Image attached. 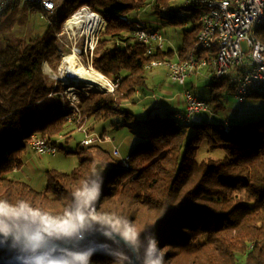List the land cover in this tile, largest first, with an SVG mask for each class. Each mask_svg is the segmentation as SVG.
<instances>
[{
  "label": "trees",
  "instance_id": "1",
  "mask_svg": "<svg viewBox=\"0 0 264 264\" xmlns=\"http://www.w3.org/2000/svg\"><path fill=\"white\" fill-rule=\"evenodd\" d=\"M149 4L158 13L171 9L170 0H71L57 26L48 25L34 37L0 48V217L62 236L115 230L133 241L139 264H240L241 255L242 264H264V118L228 125L197 116L193 125L185 126L170 116L172 111L163 116L150 107L141 118L125 107L147 91L151 61L185 59L192 50L206 54L196 45L201 29L197 15L206 7L196 2L181 6L191 14L193 25L181 30L177 51L167 48L148 54L133 34L130 14ZM83 6L106 20L93 51V66L105 75H120L121 80L115 92L80 91L77 105L82 118L85 122L115 118L118 129L126 125L131 132L141 127L149 131L126 154L128 167L107 144L80 143L71 151L79 155L77 166L70 172L48 169L45 189L37 190L13 174L25 166L34 135L54 140L69 126L80 125L68 108L62 82L52 80L45 65L58 68L56 32ZM35 11L19 4L8 9L0 17V34L25 25ZM176 18L167 20L183 23ZM259 34L264 40V30ZM210 85L208 101L216 102L211 109L217 113L224 106L225 91H235L236 86L228 77L213 79ZM204 143L207 154L199 158ZM97 158L111 164L98 178ZM0 249V264H134L132 248L108 234L56 250L17 246L0 238ZM38 252L60 256L39 257ZM78 256L86 260H77Z\"/></svg>",
  "mask_w": 264,
  "mask_h": 264
},
{
  "label": "built area",
  "instance_id": "2",
  "mask_svg": "<svg viewBox=\"0 0 264 264\" xmlns=\"http://www.w3.org/2000/svg\"><path fill=\"white\" fill-rule=\"evenodd\" d=\"M71 0H0V17L16 4L28 5L37 8L46 20L49 26H57L60 18L63 17L70 7ZM154 2V1H153ZM202 3L206 9L201 12L199 22L201 29L197 35L196 45L199 49L206 52L205 55L199 56L196 51L192 50L185 59H155L148 65L149 69L155 66H168L171 78L180 83L186 84L189 77L194 74L205 71L207 78L220 79L228 77L235 84V95L238 101L245 98L264 93V40L260 37V31L264 30V0H186V4ZM152 4V3H151ZM150 5V4H149ZM84 7H88L92 12L100 15L101 19L95 21L91 28L86 32L92 34L90 48L87 46L86 52L91 57L98 42L101 31L106 26V20L101 13L90 6H83L61 25L59 34L63 30L75 31L68 26L69 20L77 13L81 12ZM87 13V12H86ZM85 13V14H86ZM134 36L146 46V52L153 54L157 50H166L167 44L171 39L160 29L150 28L141 22H137L133 31ZM59 38V35L57 33ZM60 49V48H59ZM90 49V51H88ZM71 52L78 55L83 54L82 49L73 48ZM70 52L62 53L63 63L65 57ZM80 59V57H79ZM60 73L52 71L49 74L56 83L65 80ZM64 78V79H63ZM105 81L96 85L94 90L115 92L118 87L121 76H108L103 73ZM84 89V88H83ZM85 90V89H84ZM89 90V89H86ZM93 90V89H92ZM154 97L156 94L153 95ZM186 99L185 109L183 111H173L170 116L180 121L185 126L193 125L196 117L203 112H212L208 100L198 97L193 91L184 92ZM68 108L74 116L82 118L77 103L70 104ZM84 125V124H83ZM80 130L86 131L81 126ZM111 139L105 133L88 134L81 141L82 146H88L95 142L110 141ZM34 153L39 156L56 154L59 146L55 140L47 137L34 135L31 141ZM113 154L122 159L125 166H129L128 155L122 157L119 146L115 145L112 149ZM83 214L79 215V221H82ZM0 230L15 231L35 234L50 239H56L62 242H68L75 239L78 235L72 237L54 235L44 228L24 223L19 220H13L0 217ZM81 235L83 232L80 233ZM6 242L17 246L33 247L42 250H56L57 248L43 243H31L24 240L7 238Z\"/></svg>",
  "mask_w": 264,
  "mask_h": 264
},
{
  "label": "rangeland",
  "instance_id": "3",
  "mask_svg": "<svg viewBox=\"0 0 264 264\" xmlns=\"http://www.w3.org/2000/svg\"><path fill=\"white\" fill-rule=\"evenodd\" d=\"M170 4V10H163L160 13H158L152 5H149L146 8L132 12L130 14V19L134 22V26L137 22H141L147 27L162 30L171 39V42L167 44L166 47L173 48L177 51L182 43L181 30L183 28L191 27L193 22L192 18L187 20V17L189 16L181 8L183 4H186V0H170ZM178 9L180 11H178ZM29 10L31 9L29 8ZM41 14L42 13L39 10L35 11L33 14H29L30 19L25 25H17L12 31L0 34V48L9 42H18L42 33L48 27V23L44 18H42ZM200 14L197 16L199 17ZM172 15L177 17L176 19L183 20V23L170 24L167 19ZM184 21H186L187 24H185ZM85 30L86 27L84 24L76 28L75 31L70 30V32H68L67 30H63L59 34L60 29L57 30L56 34L58 33L59 35L58 44L60 48L59 54L61 61L57 69H53L50 65L46 64L45 71H47L50 75L53 74L52 71L60 73L61 67L64 64L62 60V53L71 52L73 48L82 49L83 54L79 55L80 61L87 67L95 68L92 64V57L90 53L86 52L87 46L90 48L92 34L87 35L88 33ZM88 51H90V49ZM147 76V91H145L144 94L139 93L138 96L136 95L125 104L126 108L137 112L138 116L141 118L148 114L150 107H155L154 109L162 111L161 115L163 116L166 115L167 110L183 111L184 108L180 107L178 100H182L184 101V104H186L184 96V92L186 90L193 91V93H195L198 97L205 100H210L211 98L210 83L213 79L207 78L205 71L189 77L184 85L171 78L168 66L162 65L150 68L147 71ZM70 79L71 78L67 76V79L62 82L64 86L63 93L66 98L70 100V104L78 102L80 91L89 93L90 89H94L96 85H98V83L88 81L75 84V82ZM154 94H156L155 97L153 96ZM221 101L224 106L220 108L217 113L215 111L214 113L203 112L198 116L203 118V120H224L228 125L233 122H251L254 119L264 118V93L255 94L245 98L243 101H238L235 91L229 89L225 91ZM161 103L162 105H159ZM209 103L211 108H213L216 104L215 101H210ZM166 105H168V107H166ZM84 120L85 118H81L80 125L69 126L66 134L64 133L63 136H59L54 139L59 146V151L54 155H36L32 148L31 139L30 148L25 153L27 163L23 169L16 171L13 176L26 180L37 190H43L47 185L46 173L48 169L54 168L70 172L77 166L79 155L78 153L71 151H75L78 148V145L85 137L86 131H88V134L93 133L99 135L102 134L103 131H107L108 134H105H107L111 140L106 143L105 141L102 143L109 145L112 149L115 145L119 146L122 157H125L127 153H130L133 149H135L139 142L144 140L145 135L149 131L147 130V127H141L137 131L134 130L135 132H131L126 125L120 126L118 129L117 125L119 123L115 118L91 120L87 122ZM81 126L85 127L86 131L80 130L79 128ZM62 145L64 148L61 147ZM206 148L207 145L204 143L200 149L199 158H202L207 154ZM216 152V155H222V153L218 151ZM108 163L110 162L104 159H96L95 177H100L102 172L106 171V169L111 166L108 165ZM22 250L23 248L19 247V251L21 252ZM4 253L14 254V252L10 250H5ZM37 255L39 257L44 255L51 257L60 256V254L45 252H38ZM243 261L244 257L242 255L239 256V263L242 264Z\"/></svg>",
  "mask_w": 264,
  "mask_h": 264
},
{
  "label": "bare ground",
  "instance_id": "4",
  "mask_svg": "<svg viewBox=\"0 0 264 264\" xmlns=\"http://www.w3.org/2000/svg\"><path fill=\"white\" fill-rule=\"evenodd\" d=\"M100 19L101 17L99 14L92 12L88 7H84L81 12L77 13L69 20L68 26L75 29L84 24L87 28H91L95 21L97 20L98 22ZM61 76L65 79H67L68 76L71 78L70 80L75 82V84L85 81L99 84L105 81V78H103V74L100 71L92 67H87L80 61L78 55L74 52H70L65 57Z\"/></svg>",
  "mask_w": 264,
  "mask_h": 264
},
{
  "label": "water",
  "instance_id": "5",
  "mask_svg": "<svg viewBox=\"0 0 264 264\" xmlns=\"http://www.w3.org/2000/svg\"><path fill=\"white\" fill-rule=\"evenodd\" d=\"M101 234H108V235L115 236V237L119 238L120 240L124 241L125 243H127L132 248V250L134 251V264H139L138 258H137L138 257L137 248H136L135 244L133 243V241L130 238H128L126 235L121 234V233H119L115 230H112V229L99 228V229H95V230L88 232V233L83 232L82 235L80 233H77L78 236L75 239L68 241V242H62V241H59L56 239H50L48 237H43V236L30 234V233L0 230V238L1 239L12 238V239H19V240L28 241L31 243L49 244V245H51L57 249H67V248L73 247V246L81 243L82 241L90 238V237L101 235ZM72 236L73 235H68L67 237L70 238Z\"/></svg>",
  "mask_w": 264,
  "mask_h": 264
},
{
  "label": "crops",
  "instance_id": "6",
  "mask_svg": "<svg viewBox=\"0 0 264 264\" xmlns=\"http://www.w3.org/2000/svg\"><path fill=\"white\" fill-rule=\"evenodd\" d=\"M186 14L189 16V17H187V20L188 19H190V18H192V16H191V14L190 13H187L186 12ZM184 23L185 24H187V22L186 21H184ZM158 100V99H157ZM178 103H179V105H180V107H183L184 109H185V104H184V101H180V100H178ZM156 105V104H155ZM159 105H162V103L161 104H159ZM157 106V105H156ZM166 107H168V105H166ZM168 111V110H167ZM170 112L172 111L173 112V110H169ZM201 114V113H200ZM198 116V115H197ZM197 118H200V116H198ZM103 133H107V132H103ZM102 133V134H103ZM108 134V133H107ZM106 143V142H105ZM108 147H109V145H107ZM111 148V147H110ZM112 149V148H111ZM26 163H27V158H26ZM108 165H111L110 163H108Z\"/></svg>",
  "mask_w": 264,
  "mask_h": 264
},
{
  "label": "clouds",
  "instance_id": "7",
  "mask_svg": "<svg viewBox=\"0 0 264 264\" xmlns=\"http://www.w3.org/2000/svg\"><path fill=\"white\" fill-rule=\"evenodd\" d=\"M76 259H77V260H80V261H85V260H86V258L83 257V256H78V257H76Z\"/></svg>",
  "mask_w": 264,
  "mask_h": 264
},
{
  "label": "snow or ice",
  "instance_id": "8",
  "mask_svg": "<svg viewBox=\"0 0 264 264\" xmlns=\"http://www.w3.org/2000/svg\"><path fill=\"white\" fill-rule=\"evenodd\" d=\"M3 251V249H0V252H2Z\"/></svg>",
  "mask_w": 264,
  "mask_h": 264
}]
</instances>
